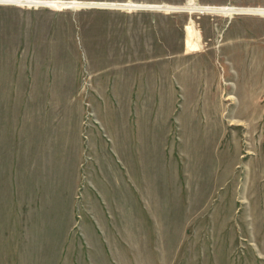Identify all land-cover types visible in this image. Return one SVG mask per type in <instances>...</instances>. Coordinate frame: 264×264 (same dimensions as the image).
Returning <instances> with one entry per match:
<instances>
[{"label":"rangeland","instance_id":"374dc122","mask_svg":"<svg viewBox=\"0 0 264 264\" xmlns=\"http://www.w3.org/2000/svg\"><path fill=\"white\" fill-rule=\"evenodd\" d=\"M0 264H264V0H0Z\"/></svg>","mask_w":264,"mask_h":264},{"label":"built area","instance_id":"2783aa9c","mask_svg":"<svg viewBox=\"0 0 264 264\" xmlns=\"http://www.w3.org/2000/svg\"><path fill=\"white\" fill-rule=\"evenodd\" d=\"M205 10H207V11H213V12H217L218 11L217 9H211V8H209V9L205 8Z\"/></svg>","mask_w":264,"mask_h":264},{"label":"bare ground","instance_id":"6f19581e","mask_svg":"<svg viewBox=\"0 0 264 264\" xmlns=\"http://www.w3.org/2000/svg\"><path fill=\"white\" fill-rule=\"evenodd\" d=\"M253 30V29H252ZM257 30V29H256ZM261 30V29H260ZM258 35V34H257ZM263 39V38H262ZM225 70V69H224ZM227 71V70H226ZM226 73V72H225Z\"/></svg>","mask_w":264,"mask_h":264}]
</instances>
